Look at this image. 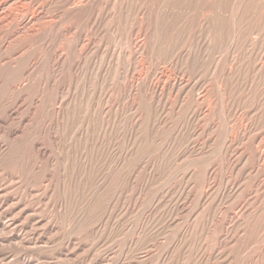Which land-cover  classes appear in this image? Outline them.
I'll return each instance as SVG.
<instances>
[{
	"label": "rangeland",
	"instance_id": "374dc122",
	"mask_svg": "<svg viewBox=\"0 0 264 264\" xmlns=\"http://www.w3.org/2000/svg\"><path fill=\"white\" fill-rule=\"evenodd\" d=\"M0 264H264V0H0Z\"/></svg>",
	"mask_w": 264,
	"mask_h": 264
}]
</instances>
